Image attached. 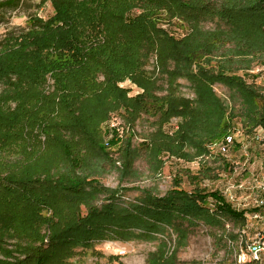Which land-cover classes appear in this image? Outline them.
<instances>
[{"label": "trees", "instance_id": "16d2710c", "mask_svg": "<svg viewBox=\"0 0 264 264\" xmlns=\"http://www.w3.org/2000/svg\"><path fill=\"white\" fill-rule=\"evenodd\" d=\"M46 1L56 12L52 27L29 16L32 36L11 61L14 49L3 51L7 44L0 45L3 99L16 102L13 110L0 107L6 113L0 114V207L13 209L0 215L2 234L18 238L19 252L37 257V264H64L74 248L89 247L92 240L161 236L148 264H178L175 250L167 251L168 230L181 241L188 228L183 223L242 224L243 215L219 191L186 192L178 180L165 197L146 190L135 201L122 202L125 188L109 189L101 178L117 170L109 151L115 146H122L123 182L141 175L134 164L143 154L155 176L164 168L165 153L186 162L206 155L207 144L223 139L236 118L214 91L216 84L241 98L253 130L264 128L257 101L264 95L246 81L254 64L264 65V0ZM20 5L21 0L0 1V23L4 10ZM78 7L85 11L74 15ZM61 15H74L77 22L63 29L57 25ZM207 22L216 25L206 29ZM172 24L188 28L186 34L177 37L164 27ZM46 32L58 45L55 54L46 53L40 41L38 35ZM151 60L155 67L149 72ZM126 80L142 93L129 96L130 90L120 87ZM179 80L190 84L194 99L182 95ZM116 112L122 113L128 135L102 129ZM143 116L156 118L158 128L134 148V129ZM172 119L181 122L167 135L163 129ZM15 220L22 223L15 227ZM43 230L50 231L45 249L39 246L47 238Z\"/></svg>", "mask_w": 264, "mask_h": 264}, {"label": "rangeland", "instance_id": "374dc122", "mask_svg": "<svg viewBox=\"0 0 264 264\" xmlns=\"http://www.w3.org/2000/svg\"><path fill=\"white\" fill-rule=\"evenodd\" d=\"M84 11V9L82 10V8L78 7L74 15L81 12L84 13ZM32 15H36L37 18L49 24L50 27H52L56 18V12L52 8L51 3L46 0H21L20 7L15 11L9 9L4 10V21L0 23V45L3 44V42H6L7 45L3 51L13 49V51H15L16 48L18 49L20 43H27L29 41L32 34L28 33L31 28V23H28V18ZM72 16L64 17L61 15L57 25H60L63 29L71 26V23L76 21L71 18ZM215 25L216 24L213 22H207L205 23V28L213 29ZM164 27L177 37L185 35L188 30L186 27L181 28L178 24L177 26L172 24L171 26L165 25ZM51 34V32H46L38 36L40 41H43L46 45L45 52H53L55 54L54 51L57 52L59 49H57L58 45L55 44V39ZM17 39L18 42H16ZM30 49H32V47H30ZM1 50L2 48H0V52ZM18 55L19 53L15 51L10 61L16 59ZM256 64H254L252 70L255 69ZM154 67V60H151L150 65L147 66V70L152 72L154 71ZM239 74L243 77L245 73L239 72ZM246 81L249 85L251 84L255 87L259 95H264V85H259L253 75L250 74L247 76ZM53 84V80L48 76L47 91ZM179 84L182 86L180 91L185 98L190 100L195 98L194 92L187 81L179 80ZM120 87L130 90L129 96H136L142 93V91L129 80L121 83ZM4 90L5 86L0 84V96L2 95V97H0V107L5 105L4 107L10 106L11 110L15 109L16 102L3 99ZM51 90L52 89H50V91ZM214 91L230 109H234L236 118H234L232 122V128H242L247 133H252L254 130L262 128L258 127L254 130L251 128V125L248 124V120L244 117L246 115V109L242 100L236 96L233 97L234 92H231L220 84L214 86ZM263 98H259L257 101L264 110ZM24 101L25 99H23V102ZM0 114L6 113L0 110ZM155 121L156 118L154 117L143 116L136 123L134 137L132 139V146L134 148H138L140 144H143L142 142L145 138H150V135L157 130L158 126L154 124ZM180 122V119H172L169 125L164 127L163 131L167 135H173L178 129ZM112 128L117 129L116 134H119V136H125V134H127L126 130H128L129 127L127 126L126 128L121 112L111 114L110 119L102 124L103 130H111ZM110 138L111 136L109 139ZM121 147L120 145L109 148V151L112 152L111 157L116 160L117 170L106 173L101 178V183L105 187L113 190L122 188L127 189L121 191V195H123L122 202H127L128 200L135 201L137 198L141 197L142 192L146 190L152 191L157 197H165L175 188V182L178 180H181L180 187L186 192L191 193L196 189H203L206 190V192L220 191V174L229 173L227 169L229 165H226L228 160L220 156H211L207 159L205 158L206 155H203L195 158L191 162H186L183 159H176L171 156L170 153H165L162 156L165 163L164 168L161 174L155 176L149 171L144 154L142 153L143 155H141L134 164V169L141 175H137L135 178L129 177L128 180L123 182L118 171L122 167ZM243 160L244 158L239 156L236 158L238 162H243ZM251 161H264L263 144H253ZM3 199L4 197L0 194V202ZM97 205L100 206L101 203ZM16 208L21 209L22 207ZM85 212L84 210V213ZM3 213L11 214L13 213V209L6 206L0 207V215ZM42 213L45 217L50 216V213L46 214L44 211ZM222 222V227H211L201 221L198 222V224L195 222L193 226L190 227L188 223H183L184 227L188 228L186 231V239L181 241H178V236L175 231L168 230L165 234L166 241L169 243L167 251L172 253L173 250H175L178 264H236L239 242L238 232L242 224L234 223L226 219H223ZM21 223V220L13 221L15 227ZM27 227L29 226L25 225L24 230ZM29 230L30 229L27 228L26 232H29ZM43 233L47 235V238L43 241V244L39 246L45 249L51 245L49 241L50 231L43 230ZM135 233H138V231H135ZM102 236L107 235L104 234ZM161 240H164L161 236H157L156 239L148 240L132 238L127 242L107 241L106 238L92 240L89 247L74 248L72 251L74 256L69 258L64 264H148L149 255L156 252L160 246ZM19 243L18 238H7L0 231V264H37V257L34 258L29 252H19Z\"/></svg>", "mask_w": 264, "mask_h": 264}, {"label": "built area", "instance_id": "2783aa9c", "mask_svg": "<svg viewBox=\"0 0 264 264\" xmlns=\"http://www.w3.org/2000/svg\"><path fill=\"white\" fill-rule=\"evenodd\" d=\"M250 74L259 85H264V65ZM253 144L264 145V128L247 133L231 127L223 139L207 144L205 157L228 160L229 173L220 174L219 192L244 218L238 232L236 264H264V161H251ZM238 156L244 158L243 162L236 161Z\"/></svg>", "mask_w": 264, "mask_h": 264}]
</instances>
